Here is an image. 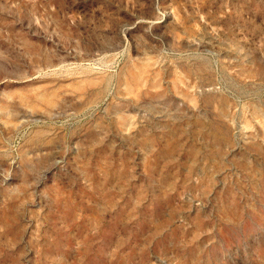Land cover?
Returning <instances> with one entry per match:
<instances>
[{"label": "rangeland", "instance_id": "rangeland-1", "mask_svg": "<svg viewBox=\"0 0 264 264\" xmlns=\"http://www.w3.org/2000/svg\"><path fill=\"white\" fill-rule=\"evenodd\" d=\"M0 264H264V0H0Z\"/></svg>", "mask_w": 264, "mask_h": 264}]
</instances>
